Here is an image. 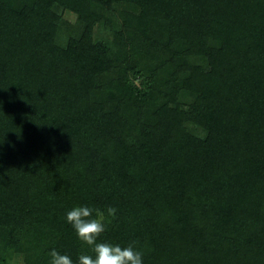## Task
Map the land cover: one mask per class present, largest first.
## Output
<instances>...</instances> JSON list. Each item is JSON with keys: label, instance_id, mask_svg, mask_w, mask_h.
Returning <instances> with one entry per match:
<instances>
[{"label": "trees", "instance_id": "1", "mask_svg": "<svg viewBox=\"0 0 264 264\" xmlns=\"http://www.w3.org/2000/svg\"><path fill=\"white\" fill-rule=\"evenodd\" d=\"M79 205L144 264H264V0H0V264L90 254Z\"/></svg>", "mask_w": 264, "mask_h": 264}, {"label": "clouds", "instance_id": "2", "mask_svg": "<svg viewBox=\"0 0 264 264\" xmlns=\"http://www.w3.org/2000/svg\"><path fill=\"white\" fill-rule=\"evenodd\" d=\"M105 211L108 217L115 219L117 209L112 206L99 210L79 205L66 213V222L71 225L78 240L91 250L90 254H80L75 264H144L143 252L135 242L121 246L100 239L107 230ZM49 256V264H74L69 255L55 249L49 252Z\"/></svg>", "mask_w": 264, "mask_h": 264}, {"label": "rangeland", "instance_id": "3", "mask_svg": "<svg viewBox=\"0 0 264 264\" xmlns=\"http://www.w3.org/2000/svg\"><path fill=\"white\" fill-rule=\"evenodd\" d=\"M70 18V20L73 22L74 21V18L73 17H68ZM97 31H98V27L96 25H89V26H86V25H80L79 26V31H77V33H87V35H90V36H96L97 34ZM76 37L78 38V34L76 35Z\"/></svg>", "mask_w": 264, "mask_h": 264}]
</instances>
